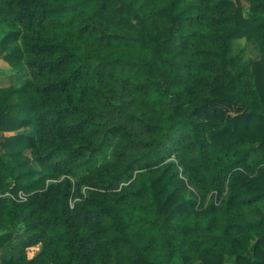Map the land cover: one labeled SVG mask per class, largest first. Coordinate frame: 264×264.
<instances>
[{
  "label": "trees",
  "instance_id": "16d2710c",
  "mask_svg": "<svg viewBox=\"0 0 264 264\" xmlns=\"http://www.w3.org/2000/svg\"><path fill=\"white\" fill-rule=\"evenodd\" d=\"M3 27L30 77L0 89V249L37 250L8 264H264V0H0Z\"/></svg>",
  "mask_w": 264,
  "mask_h": 264
},
{
  "label": "rangeland",
  "instance_id": "374dc122",
  "mask_svg": "<svg viewBox=\"0 0 264 264\" xmlns=\"http://www.w3.org/2000/svg\"><path fill=\"white\" fill-rule=\"evenodd\" d=\"M242 4L244 16L247 18L251 17L252 13L250 10V4L247 1H243ZM17 29L20 31L19 27ZM8 30V28L3 27L2 32H0V41L3 38V33ZM234 43L236 46L246 49L248 57L253 59H257L259 57L258 50L252 42L246 41V39H240L235 40ZM29 77L30 75L26 69H15L3 59V56L0 55V89L8 87L18 88ZM38 130V125L34 124L26 129H23L21 132L35 136ZM0 135L3 136L10 134L0 133ZM101 162L102 160H99L98 164ZM34 167L38 171L39 177L47 173L38 163H34ZM260 207L264 212V201L260 203ZM27 242H29V233L24 230H17L14 238L0 249V264H8L19 261L23 251L29 249ZM36 251V249H29V256L32 257ZM225 264H235V259L227 258Z\"/></svg>",
  "mask_w": 264,
  "mask_h": 264
},
{
  "label": "built area",
  "instance_id": "2783aa9c",
  "mask_svg": "<svg viewBox=\"0 0 264 264\" xmlns=\"http://www.w3.org/2000/svg\"><path fill=\"white\" fill-rule=\"evenodd\" d=\"M19 198L20 199H25V194L24 193H20Z\"/></svg>",
  "mask_w": 264,
  "mask_h": 264
}]
</instances>
